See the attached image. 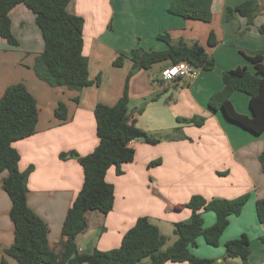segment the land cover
Masks as SVG:
<instances>
[{"label": "crops", "instance_id": "crops-1", "mask_svg": "<svg viewBox=\"0 0 264 264\" xmlns=\"http://www.w3.org/2000/svg\"><path fill=\"white\" fill-rule=\"evenodd\" d=\"M172 0H72L70 12L85 18L84 53L89 58L90 78L94 83L81 90L66 86H52L34 70L36 57L44 49V39L36 23V14L21 3L10 10L12 30L19 39L11 45L0 36V98L6 88L23 82L37 99L39 118L34 134L17 139L13 146L20 152L19 169L33 170L28 178L27 201L49 227L48 241L55 252L63 250L66 237L63 224L84 182V169L75 158H62V152L76 151L87 155L99 144L94 109L97 103L113 105L122 96L129 73V111L136 124L151 134L158 135L181 126L185 138L163 139L152 144L133 140L136 149L132 161L122 164V174L111 166L106 180L114 184V206L108 213L90 210L88 227L76 242L80 251L110 250L121 245L124 234L138 217L146 215L168 236L166 247L176 240L174 225L191 218V208L185 206L193 195L211 198H236L250 193L241 214L233 215L220 237L218 246L198 237L191 251L199 257L216 258L223 264H241L240 259L226 257L227 241L246 233L250 238V262L264 264V222L257 215L256 201L264 198V169L260 155L264 153V131L261 133L230 120L223 110H213L209 99L224 86L222 74L237 66L255 70L248 59L264 50V0L262 11L253 24L235 14L233 23L227 20V7H235L245 0H213L212 20L188 19L168 11ZM102 10V26L96 33L88 32L89 18ZM133 20L137 33H107L113 23ZM246 29L243 33H236ZM235 27V28H234ZM217 39L210 45V32ZM169 33L174 41H198L215 58L213 69H197L190 80L164 81L159 72L169 65L160 63L154 74L145 69L134 71L133 61L124 58L122 66L113 61L120 54L129 55L136 47L162 50L168 44L157 38ZM138 42V43H137ZM264 64V53H263ZM153 67V66H152ZM149 68V69H152ZM79 98L76 102L74 98ZM59 101L68 105L69 119L55 116ZM141 107H137L143 102ZM234 108L251 115L249 95L236 91L231 96ZM205 116L204 124L180 123L178 117ZM169 133V134H168ZM172 134V133H171ZM160 159V163L150 162ZM0 174V264H18L4 249L15 239V226L10 217L12 200L3 187ZM204 226L215 223L213 211H204ZM48 264V263H43ZM90 264V263H85ZM142 264H150L142 260ZM164 264H192L188 261H167Z\"/></svg>", "mask_w": 264, "mask_h": 264}, {"label": "trees", "instance_id": "trees-1", "mask_svg": "<svg viewBox=\"0 0 264 264\" xmlns=\"http://www.w3.org/2000/svg\"><path fill=\"white\" fill-rule=\"evenodd\" d=\"M72 0H0V36L11 45H18L19 39L12 30L10 10L18 4H25L36 14V23L44 39V49L36 57V74L52 86H66L71 90H81L94 83L90 78L89 58L84 53L85 18L68 10ZM213 0H172L168 11L174 15L205 22L212 20ZM262 0H245L235 7H227L226 16L233 23L235 14L246 17L248 25L262 11ZM248 28V27H247ZM264 33V24L260 27ZM243 33L244 30L236 31ZM209 43H217L214 31L210 32ZM157 38L168 44L166 49L146 50L136 47L129 55L120 54L113 61L114 66H122L124 58L129 56L134 67L149 69L154 64L168 62L177 64L188 62L197 69H213L215 58L198 41L188 43L184 39L174 41L169 33L158 34ZM264 50L249 55L255 70L237 66L225 70L222 74L224 86L212 94L209 106L213 110H223L226 116L238 124L256 133L264 131ZM127 77L122 96L113 105L102 102L96 104L94 114L97 122L99 144L87 155L76 151L62 152V158H75L84 169V182L72 206L69 208L63 224L66 241L61 252H55L48 241V224L30 208L27 201L28 178L33 170L19 169L20 152L13 146L17 139L34 134L37 130L39 107L37 99L23 82L9 85L0 98V174L7 171L3 178V187L8 192L12 207L10 217L15 226V239L4 252L14 257L18 264H142L149 258L150 264H164L167 261L192 264H223L216 258L199 257L191 248L197 246V239L203 236L212 246H218L220 237L230 223L233 215H239L250 198L245 193L236 198H211L193 195L185 206L191 208L188 221L175 223L176 240L166 247L168 236L160 230L149 216L137 218L135 224L124 234L121 245L110 250L95 249L92 252L80 251L77 236L88 227V213L98 210L108 213L113 209L115 187L106 180L111 166L122 174V164L132 161L136 149L133 140H142L156 144L163 139L185 138L182 127L178 126L170 135L162 136L147 132L131 118L129 111V78ZM236 91L249 95L251 115L238 112L231 101ZM76 102L79 98L75 97ZM55 116L61 120L69 119L68 105L59 101ZM180 123L204 124L205 116L191 118L178 117ZM264 169V153L260 155ZM160 163V159L150 165ZM258 218L264 222V198L256 201ZM204 211H213L216 221L204 226ZM264 240V238H263ZM226 257L239 258L241 264H252L250 238L246 233L225 244ZM6 264L5 259L2 260Z\"/></svg>", "mask_w": 264, "mask_h": 264}, {"label": "rangeland", "instance_id": "rangeland-1", "mask_svg": "<svg viewBox=\"0 0 264 264\" xmlns=\"http://www.w3.org/2000/svg\"><path fill=\"white\" fill-rule=\"evenodd\" d=\"M103 17H104V13H102V10H100L99 12L95 13L93 15V17L89 18L88 19L89 20V25H88L87 31L91 32V33H96L95 32L96 29L100 27V25L102 24V21L104 20ZM247 21H248V19H247ZM202 22L203 23H208V22H205V21H202ZM230 24H231V22H230ZM252 24H250V25H252ZM250 25H248V23H247V26H250ZM246 29H248V28L245 27L243 30L245 31ZM137 31L138 30H137L136 22H134L133 20L131 21V20L124 19L123 21L113 23V27L112 28L110 27V29L108 30L107 33H137ZM236 31H240L237 26H236ZM160 63H163V62H160ZM160 63L154 64L152 69H148V71L149 72H153L154 74H156V72L159 71V69H160V66H159ZM145 70L147 71V69H145ZM134 71H135V67H134ZM159 74H160V72H159ZM142 104H144V101L140 102L137 105V107H141ZM169 133L170 134L173 133V130H170ZM163 134L165 135V132H162V133H160L158 135H162L163 136ZM148 259L149 258H145L143 261H147ZM237 259H239V258H237Z\"/></svg>", "mask_w": 264, "mask_h": 264}, {"label": "built area", "instance_id": "built-area-1", "mask_svg": "<svg viewBox=\"0 0 264 264\" xmlns=\"http://www.w3.org/2000/svg\"><path fill=\"white\" fill-rule=\"evenodd\" d=\"M197 69L188 62L169 64L161 70L160 76L164 81L178 79L190 80L196 76Z\"/></svg>", "mask_w": 264, "mask_h": 264}, {"label": "water", "instance_id": "water-1", "mask_svg": "<svg viewBox=\"0 0 264 264\" xmlns=\"http://www.w3.org/2000/svg\"><path fill=\"white\" fill-rule=\"evenodd\" d=\"M138 69H139L138 67H135V71H138Z\"/></svg>", "mask_w": 264, "mask_h": 264}]
</instances>
